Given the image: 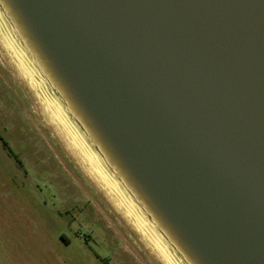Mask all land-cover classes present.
<instances>
[{
  "label": "water",
  "instance_id": "95a60500",
  "mask_svg": "<svg viewBox=\"0 0 264 264\" xmlns=\"http://www.w3.org/2000/svg\"><path fill=\"white\" fill-rule=\"evenodd\" d=\"M0 12L181 264H264V0H0Z\"/></svg>",
  "mask_w": 264,
  "mask_h": 264
},
{
  "label": "rangeland",
  "instance_id": "374dc122",
  "mask_svg": "<svg viewBox=\"0 0 264 264\" xmlns=\"http://www.w3.org/2000/svg\"><path fill=\"white\" fill-rule=\"evenodd\" d=\"M17 68L0 38V136L23 163L0 145V264H165L89 176Z\"/></svg>",
  "mask_w": 264,
  "mask_h": 264
},
{
  "label": "bare ground",
  "instance_id": "6f19581e",
  "mask_svg": "<svg viewBox=\"0 0 264 264\" xmlns=\"http://www.w3.org/2000/svg\"><path fill=\"white\" fill-rule=\"evenodd\" d=\"M0 38L18 67H27L34 73L33 83L30 85L42 103L47 117L55 125L68 147L78 157L79 161L93 176L101 188L108 193L122 214L142 235L147 244L155 251L165 264H181L174 253L169 249L162 237L155 231L149 221L142 215L129 195L114 179L113 175L103 164L101 158L91 148L84 135L68 116L64 106L48 88L43 77L35 68L33 61L19 44L13 31L8 27L0 12ZM148 247V246H147Z\"/></svg>",
  "mask_w": 264,
  "mask_h": 264
},
{
  "label": "flooded vegetation",
  "instance_id": "af4514ba",
  "mask_svg": "<svg viewBox=\"0 0 264 264\" xmlns=\"http://www.w3.org/2000/svg\"><path fill=\"white\" fill-rule=\"evenodd\" d=\"M0 145L2 146V148H3V150L6 152V154H8L9 156H11L14 160H15V162H16V164L18 165V167L19 168H21L22 170H23V163H22V161L18 158V156L10 149V147H9V145H8V143H7V141L4 139V138H2L1 136H0ZM24 172V171H23ZM104 264H108V261H106V262H104Z\"/></svg>",
  "mask_w": 264,
  "mask_h": 264
},
{
  "label": "clouds",
  "instance_id": "9594fccd",
  "mask_svg": "<svg viewBox=\"0 0 264 264\" xmlns=\"http://www.w3.org/2000/svg\"><path fill=\"white\" fill-rule=\"evenodd\" d=\"M3 7L6 8V5L3 4ZM17 71L21 75V78L26 81V83H28L29 85L33 83L34 73L30 68L21 66L17 68Z\"/></svg>",
  "mask_w": 264,
  "mask_h": 264
}]
</instances>
